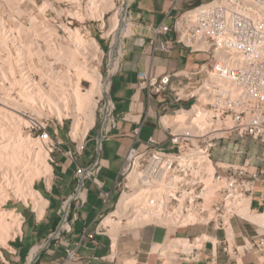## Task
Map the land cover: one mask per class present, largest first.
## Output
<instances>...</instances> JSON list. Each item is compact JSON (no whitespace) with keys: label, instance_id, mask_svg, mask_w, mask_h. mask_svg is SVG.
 I'll return each instance as SVG.
<instances>
[{"label":"built area","instance_id":"built-area-1","mask_svg":"<svg viewBox=\"0 0 264 264\" xmlns=\"http://www.w3.org/2000/svg\"><path fill=\"white\" fill-rule=\"evenodd\" d=\"M116 1L130 28L149 32L147 48L151 54L157 51L168 53L175 46H180L191 53L205 54L209 59L208 65L201 66L196 73L203 74L197 83L173 84L169 75L158 78L150 73L139 74L138 88L145 91L148 98L161 99L157 126L166 136L168 147L164 149L158 140L148 138L142 153L125 158L114 182L117 191L114 211L123 195L136 192L142 198L141 203L130 206L127 212H142L150 216L154 222L146 225L171 230L203 227L223 233V240L219 242H197L202 235L186 239L192 249L209 242L215 249L220 247L221 253L234 260L235 264H241L244 255L251 251L264 252V228L252 224L239 213L243 207L252 213V202L264 206V159L260 160L263 165L255 168L219 163L212 157L213 150L222 141L230 142L231 135L264 142V0H208L178 14L170 25L158 26L134 22L131 10L135 0ZM171 1L175 5L191 0ZM207 80H217L229 87L212 83L207 90L210 100L198 105L199 97L193 92ZM106 83L111 99L112 82L107 79ZM111 102L108 109L105 99L98 101L96 158L89 167L79 170L80 185L64 203L68 204L67 212L63 211L64 222L70 202L77 206L85 204L86 198L81 191L85 180L102 191L103 186L96 175L101 168L103 147L117 127L112 99ZM170 105L175 106L171 113ZM183 110L190 115L182 125L162 123V119ZM199 110L205 112L201 127L193 124ZM20 115L30 122L26 128L30 137L33 131L41 130V136L48 138L47 161L52 165L50 154L57 147L47 130L49 123L31 120L26 113ZM57 125L62 128L63 122L58 121ZM79 150L82 147L77 148V152ZM66 154L72 158V152ZM110 195L111 192H102L105 203ZM232 219L253 227V236L245 235L242 246L233 240L230 231ZM228 229L230 236L227 235ZM159 256L162 258L160 253ZM67 258L75 260L76 252L69 251ZM215 259L214 255L212 261ZM3 264L9 263L3 261Z\"/></svg>","mask_w":264,"mask_h":264},{"label":"crops","instance_id":"crops-1","mask_svg":"<svg viewBox=\"0 0 264 264\" xmlns=\"http://www.w3.org/2000/svg\"><path fill=\"white\" fill-rule=\"evenodd\" d=\"M207 1L191 0L173 5L171 0H135L131 13L134 22L138 24L170 25L178 14ZM125 34L127 36L121 43L117 70L110 76V95L115 106L117 127L103 147L101 168L96 175L97 181L103 186L102 191L91 181L85 180L81 189L86 198L85 204L77 206L70 202L66 222L63 221L68 207L64 203L80 185L79 170L89 167L96 158L97 131L89 130L86 144L78 151V155L69 158L66 153L72 150L68 147L54 152L53 163L50 165L51 177L42 178L33 184V188L47 201V205L41 218H38L32 206L28 214L24 211V215L20 213L23 217L21 234L12 240L13 244L9 246L7 255L11 264H235L234 260L221 253L220 247L215 249L209 242L194 247L189 255L175 251L173 253H178L177 256L167 262H161L164 257L161 258L160 252L154 251L155 246L167 245L176 238L192 240L206 234L215 242L223 240V233L211 228L171 230L146 225L117 237L115 249L112 247V238L109 244L99 233V219L109 215L115 208L117 191L114 182L125 158L142 153L148 138L158 140L164 149L168 147L166 136L157 126L161 99L148 98L146 92L138 88L139 74L150 73L158 78L169 75L173 84L197 83L203 74L196 73L201 66L208 65L209 59L205 54L191 53L180 46H175L168 53L157 51L151 54L147 48L150 34L146 29L140 32L129 26ZM108 89L107 84L101 99H105L110 109L112 102ZM174 108V105H170L169 113ZM242 144L243 141L240 142V147L236 145L232 149L231 141H223L213 150V160L235 166H262L260 160L264 159V149L259 152L251 149L246 151ZM102 192H111L106 203ZM115 193L113 207L108 209ZM25 207L29 208V205ZM252 211L253 214L264 213V206L252 202ZM199 228L205 231L190 235V230ZM230 231L238 246L243 245L245 235L250 237L254 234L252 226L238 219L230 221ZM54 232H58L57 237H50ZM72 250L76 252L75 260L67 258V253ZM214 255L216 259L212 261ZM241 264H264V252L254 250L245 254Z\"/></svg>","mask_w":264,"mask_h":264},{"label":"bare ground","instance_id":"bare-ground-1","mask_svg":"<svg viewBox=\"0 0 264 264\" xmlns=\"http://www.w3.org/2000/svg\"><path fill=\"white\" fill-rule=\"evenodd\" d=\"M10 1L12 4L10 3L8 6L9 12L15 10L17 16L26 15V18H29L31 22L34 21L29 10L22 7L25 3L33 5L32 0ZM91 1L100 3L104 11L113 10L115 7L114 0ZM49 7V3H44L39 8V12L44 13ZM2 8L3 6L0 5V11ZM93 13L92 11L91 15ZM115 14L117 15V13ZM115 14L111 18V27L108 33L121 37H118L117 42L113 43L111 52L108 54V71L110 74L117 70L122 47L121 40L129 27L123 13L120 14V21ZM15 17L9 15V20L14 25L11 30L7 29V22L2 21L0 17V92L2 94L0 98V246L4 248H9L8 241L21 234V216L15 210H4L3 206L11 198L20 199L24 205L31 204L38 218H41L47 201L33 188V184L35 181L42 178L47 179L52 175L51 167L47 161L49 153L44 148L45 144L48 143L47 137L33 139L29 135H24L22 130L29 127L30 122L24 117L22 118L20 114L28 113L31 120H36V114H45L46 112L60 122L71 120L69 134L74 141L81 142L95 123V110L98 101L102 98V76L99 70L97 68L89 69L81 61H85L87 56H95L100 52L96 40L85 39L78 29L71 30L65 27L68 37L75 46L71 48L66 44L63 47L60 44L61 47H58L61 49L58 51L54 44L49 43V37H52L54 31L46 27L48 29H45L47 38L44 37L46 40L43 39L44 44H46V51L43 53L42 50H39L40 46H37L38 48L33 46L35 45L32 42L34 37L30 39V35L29 37L26 36L29 31L18 23L19 21L17 22ZM93 17L101 19L102 14H94ZM37 34L38 32L35 35ZM36 42L38 44V40ZM43 42L41 41L42 44ZM44 56H50L55 64L61 63L66 69L54 70L52 68L53 63L49 64ZM34 59L42 65V68H37V65H34ZM70 71L74 72L73 77L75 76V79L71 77ZM35 75L39 77L38 82L34 79ZM83 80L89 84L85 90L82 89ZM212 83L219 87H229L228 84L225 85L217 80H207L200 89L193 92L199 97L198 105L210 100L207 90ZM13 92H16L14 97L12 96ZM197 113L198 117L194 118L193 124L201 127L205 112L199 110ZM189 115L190 112L183 110L175 116L162 119V123L172 126L182 125L188 120ZM131 178L134 179V177ZM141 200V196L136 192L123 195L117 204V209L102 220L100 226L110 228L112 232L113 249H115L116 240L119 236L118 226L123 220H126L124 229H139L147 223L154 222L150 216H146L142 212L136 214L127 212L130 206H137ZM239 213L247 221L264 227V213L253 214L246 207H243ZM160 222L164 223V221ZM120 229L123 230V228ZM227 235L230 236L229 229ZM206 240L215 242L206 234L199 237L197 242L201 243ZM192 247L186 239L176 238L167 245L155 246L154 251L160 252L161 255H165L168 251L189 255ZM167 257L169 256L167 255Z\"/></svg>","mask_w":264,"mask_h":264},{"label":"rangeland","instance_id":"rangeland-1","mask_svg":"<svg viewBox=\"0 0 264 264\" xmlns=\"http://www.w3.org/2000/svg\"><path fill=\"white\" fill-rule=\"evenodd\" d=\"M12 4V2L9 0H0V5L3 6V8L0 11V17L2 19V21L7 22V29L11 30L14 28L13 23H11V21L9 20V15L10 16H16V20L18 23H20L22 26H24L27 31L26 36L29 37L30 35V39H32L33 37V44L35 43V48H38L39 46V50L43 53H45L46 51V44H44L45 42H43L45 39L44 37L47 38V33L45 31V29H50L54 31V34L56 33V35H52V37H49V43L50 44H54L55 48H57V50L59 51L61 48V45H66L69 46L71 48H74V44L72 43V41L70 40V38L68 37L67 34V29H71V30H75L78 29L79 32L81 33V35L85 38V39H89L92 38L94 40H96V42L99 45L100 48V52L97 53L95 56H87L85 61L81 60L82 62H84L87 67L89 69H95L97 68L102 76L101 79V92H102V96L104 95V90L105 87H107L106 81L111 80V74L108 71V54L111 52L112 49V45L113 43L117 42L118 37L121 36H117L116 34L111 33L109 35V29L111 27V18L112 16L117 13V17L120 21V4L117 3L116 0H114L115 3V7L113 8V10L110 11H104L103 7L101 6L100 3H94L91 0H73V1H68V0H32L33 5H29L27 3L23 4L22 7H26L29 12L31 13L32 17L34 18L33 22L30 21L29 18H26L27 16L23 15V16H17L16 11L14 10V12H9L8 6L9 4ZM44 3H49L50 7L46 9V11L44 13H40L39 12V8L44 4ZM54 9V11H53ZM8 10V11H7ZM18 10V9H16ZM58 13H56V12ZM92 11L94 12V14H102V18H94L93 15H91ZM59 16H58V15ZM13 26V27H12ZM47 27V28H46ZM67 29H66V28ZM47 29V30H48ZM66 29V31H65ZM43 32H42V31ZM41 31V32H39ZM30 32H33L32 34ZM38 32V36L35 35ZM40 33V34H39ZM42 33V34H41ZM40 35H41V39H40ZM43 35V36H42ZM32 36V37H31ZM36 36V38H35ZM55 36V37H54ZM59 36V37H57ZM127 36L124 35L123 38ZM43 37V38H42ZM123 38L121 40V43L123 41ZM38 40V44H36L37 40ZM51 39V40H50ZM43 42V44L41 43V41ZM46 40V39H45ZM35 41V42H34ZM52 41V42H51ZM58 43V44H57ZM42 44V45H41ZM61 44V45H60ZM38 46V47H37ZM42 46V47H41ZM60 46V47H58ZM64 47V46H63ZM14 54V49H11ZM45 60L49 63L52 64V68L54 70H65L66 67L63 64H55L53 58H51L50 56H44ZM34 65L37 68H42V65H40V63H37V60L34 59ZM74 72L70 71V75L72 78L75 79V76L73 77ZM111 76V77H110ZM34 79L36 80V82L39 81V77L38 75L34 76ZM1 81V80H0ZM44 86H46V84L44 83ZM89 87V84L87 82H85L84 80L82 81V89L85 90ZM198 87V86H197ZM197 87L195 89V91L197 90ZM17 90V89H16ZM12 96H16V92H13ZM2 97V94L0 92V98ZM97 100H99L97 98ZM103 103V101H101ZM98 104V103H97ZM98 107H100V105H97V108L95 110V123L93 125L92 128H90L91 130H96L98 127V120H99V112H98ZM28 116H30V114L27 113ZM23 118V117H22ZM25 120H28L27 118L24 117ZM36 120H38L39 122L45 124L46 122L49 123V126L47 127V130L49 131L50 137L51 139L54 141V144L56 145L57 149H54V152H59L62 150L63 147H68L70 150H72L73 152V157L75 155H78L77 152V148L80 149L81 147L83 148V146H85L86 142L85 141H74L71 136H70V128H71V120H63V127L60 128L58 127L57 123L58 120L56 118H54L53 116H51L50 114H47L45 112V114H36ZM22 132L24 133V135L28 136V129L23 128ZM42 131L41 130H35L32 132L31 134V138H39L42 137L41 136ZM48 139V138H47ZM229 141H231V148L233 149L236 145H238V147H240V142L243 141V144L241 146L245 147L246 151H249V149H251L252 151H261L264 149V142L262 141H253L249 138H247L246 136L243 137H237L236 135H231L229 138ZM49 142V141H48ZM220 143H223L220 142ZM225 143V142H224ZM48 144H45V149L48 151ZM61 149V150H59ZM82 152V151H81ZM50 154V157L53 158L52 154ZM257 168V167H255ZM37 181H35L36 183ZM116 198V193L112 196L111 200H110V204L108 209H111L113 207V203L115 201ZM117 201V199H116ZM4 210H15L16 213H22V215L28 214L29 210L31 209V204H29V208H26L25 205L22 203V201L20 199H16V198H11L10 200H8V202L5 204V206H3ZM24 211V213H23ZM114 211V210H112ZM111 213V212H110ZM107 215L103 216L101 219H99L97 225L100 226L102 220L106 217ZM123 223V224H122ZM122 223L118 226L119 227V236L118 238L130 231L133 230H137L135 228H125V222L122 221ZM235 230L236 225L235 223L233 224ZM120 228H123V230H121ZM200 231H205V229L203 228H199V229H194V230H190L189 233L190 235H194L199 233ZM99 233L102 234L103 238H106L108 243H111V238H112V232L110 230V228H103L102 226H100V230ZM113 241V238H112ZM13 244L12 240L8 241V246H11ZM0 251H1V256H0V264H3V261L5 260L6 262H9V258H8V250H10L9 248H4L2 246H0ZM171 251H168L164 256H162V258L164 257V260H161V262H167L170 258L177 256L176 253H173ZM175 252V251H174ZM170 254V255H169ZM172 254V255H171ZM167 255L169 257H167ZM9 264H11L9 262Z\"/></svg>","mask_w":264,"mask_h":264}]
</instances>
